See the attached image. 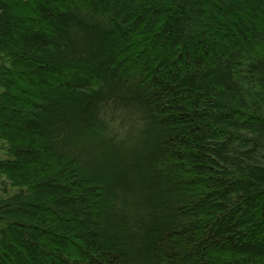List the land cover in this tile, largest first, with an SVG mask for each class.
<instances>
[{
  "label": "trees",
  "instance_id": "16d2710c",
  "mask_svg": "<svg viewBox=\"0 0 264 264\" xmlns=\"http://www.w3.org/2000/svg\"><path fill=\"white\" fill-rule=\"evenodd\" d=\"M0 264H264V0H0Z\"/></svg>",
  "mask_w": 264,
  "mask_h": 264
},
{
  "label": "rangeland",
  "instance_id": "374dc122",
  "mask_svg": "<svg viewBox=\"0 0 264 264\" xmlns=\"http://www.w3.org/2000/svg\"><path fill=\"white\" fill-rule=\"evenodd\" d=\"M3 157V152L2 151H0V158H2Z\"/></svg>",
  "mask_w": 264,
  "mask_h": 264
}]
</instances>
